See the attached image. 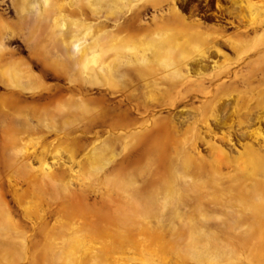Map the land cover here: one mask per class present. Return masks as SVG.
<instances>
[{
  "label": "rangeland",
  "instance_id": "obj_1",
  "mask_svg": "<svg viewBox=\"0 0 264 264\" xmlns=\"http://www.w3.org/2000/svg\"><path fill=\"white\" fill-rule=\"evenodd\" d=\"M177 2L0 0V264H264V31L214 56Z\"/></svg>",
  "mask_w": 264,
  "mask_h": 264
},
{
  "label": "flooded vegetation",
  "instance_id": "obj_2",
  "mask_svg": "<svg viewBox=\"0 0 264 264\" xmlns=\"http://www.w3.org/2000/svg\"><path fill=\"white\" fill-rule=\"evenodd\" d=\"M177 5L183 13L195 14L194 20L200 30L213 37L214 56L235 58L239 50L237 46H231L228 40H250L264 31V21L252 25L242 16L245 12L244 4L241 3H233L230 0H178ZM255 55V51L247 52L248 58ZM242 68L244 70L245 66Z\"/></svg>",
  "mask_w": 264,
  "mask_h": 264
},
{
  "label": "bare ground",
  "instance_id": "obj_3",
  "mask_svg": "<svg viewBox=\"0 0 264 264\" xmlns=\"http://www.w3.org/2000/svg\"><path fill=\"white\" fill-rule=\"evenodd\" d=\"M45 1H48V0H45ZM61 1H64L66 3L70 2V0H61ZM49 5H51L50 4V0H49ZM49 5L47 7L48 9L44 10V13H46V14H49V7H50ZM174 21L175 20H173V22ZM0 38H1V32H0ZM46 39L47 40L45 42L44 48H45V51L47 52V55L49 57H51V59L54 62L60 63V65H62V64L65 65V60L64 59L66 58V55L70 51L69 45H76V41L77 40H75V39L74 40H68L67 35H65L64 33H60L58 35L50 36V37H48ZM41 40L45 41L44 38L41 39ZM9 45H10V43H9ZM92 45H94V44H92ZM1 47H2V44H1V39H0V48ZM93 47H95V45ZM9 48H10V46H9ZM88 48H90V46L87 47V48L86 47L81 48V50L77 51V53L80 54L79 58L83 55V53ZM14 49H16V48H14ZM3 72H5V64H2L0 62V75L3 74ZM1 81L2 80L0 78V82ZM16 93H17V95L21 94L19 91H7L6 97H2L1 93H0V121H2L4 119H8L9 120V123L7 125H3L1 127V129H0L3 132L4 138L13 135V134H11V132L12 133L15 132L14 133V135H15L16 133H19L20 131L24 130L23 128L27 127V125H26V123L24 121L25 119H23V122H22L20 117L24 116L23 112L28 113V110L22 105V102H23L22 98H18L17 96H15ZM15 140H16V138H13V139L10 138L9 141L7 140V143H8L7 145H11L13 142H15ZM46 169H48V167ZM60 204H61V202H60ZM62 209H64V208H62Z\"/></svg>",
  "mask_w": 264,
  "mask_h": 264
},
{
  "label": "crops",
  "instance_id": "obj_4",
  "mask_svg": "<svg viewBox=\"0 0 264 264\" xmlns=\"http://www.w3.org/2000/svg\"><path fill=\"white\" fill-rule=\"evenodd\" d=\"M1 122V121H0Z\"/></svg>",
  "mask_w": 264,
  "mask_h": 264
}]
</instances>
